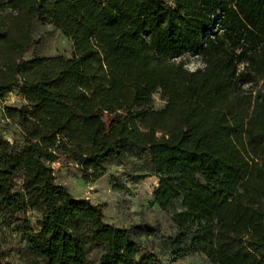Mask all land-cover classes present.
Listing matches in <instances>:
<instances>
[{
	"label": "trees",
	"instance_id": "16d2710c",
	"mask_svg": "<svg viewBox=\"0 0 264 264\" xmlns=\"http://www.w3.org/2000/svg\"><path fill=\"white\" fill-rule=\"evenodd\" d=\"M35 21L71 55L27 58ZM12 89L24 103L4 108L19 132L0 136V216L39 217L19 262L0 264H165L149 237L168 262L264 264V0H0V99ZM133 155L158 178L157 206H179L173 233L108 222L54 178L59 157L95 180Z\"/></svg>",
	"mask_w": 264,
	"mask_h": 264
},
{
	"label": "rangeland",
	"instance_id": "374dc122",
	"mask_svg": "<svg viewBox=\"0 0 264 264\" xmlns=\"http://www.w3.org/2000/svg\"><path fill=\"white\" fill-rule=\"evenodd\" d=\"M32 49L26 57L62 55L70 56L72 42L60 30L48 22L35 21L32 28ZM185 62V66L193 70L202 63L192 54L176 57ZM153 106L163 105L159 95H153ZM24 100L12 89L0 99V136L11 140L17 137L19 127L15 120L4 116L5 106L18 107ZM53 174L57 183L66 186L68 191L79 198H87L92 203L103 207L105 220L118 226L146 221L160 228L166 234L175 231L172 214L179 208L162 210L153 200V192L158 185L155 175L139 177L148 171L144 155H133L124 162L115 161L106 164L105 172L95 180L84 178L81 166L59 157L52 163ZM39 214L27 209L17 214L14 222L7 226L0 216V255L12 262H19L20 251L24 246L23 228H35ZM143 248L153 249L165 264H210L200 253H191L183 258L168 262V254L161 238L142 239ZM96 254L91 255L90 264H95Z\"/></svg>",
	"mask_w": 264,
	"mask_h": 264
}]
</instances>
